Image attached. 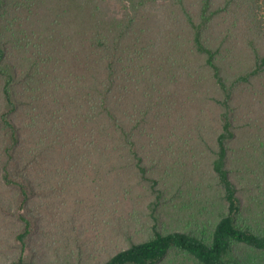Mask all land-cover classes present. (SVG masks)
<instances>
[{"label":"trees","instance_id":"obj_1","mask_svg":"<svg viewBox=\"0 0 264 264\" xmlns=\"http://www.w3.org/2000/svg\"><path fill=\"white\" fill-rule=\"evenodd\" d=\"M0 264H264V0H0Z\"/></svg>","mask_w":264,"mask_h":264},{"label":"rangeland","instance_id":"obj_2","mask_svg":"<svg viewBox=\"0 0 264 264\" xmlns=\"http://www.w3.org/2000/svg\"><path fill=\"white\" fill-rule=\"evenodd\" d=\"M33 199L35 201L38 200L37 196H34ZM57 198H52V196H49L47 200H43V201H47L50 202L51 200H54ZM39 202H42L41 199L38 200ZM206 200L204 198L201 199H194V201L190 202V206L193 207H200L204 204ZM215 201H217L216 199H212V206L207 210V212L212 211L215 208ZM51 206L52 209H55L58 204L57 202H53ZM44 220H47V216L45 214L42 215ZM44 224H53V223H44ZM57 231L55 230L53 225H48L47 228L42 231L40 233V231H36L35 233L31 234L30 237V244H28V248H27V253H31L34 256L40 257L38 259L42 260V261H47V260H43L41 257H46L49 253L53 252L56 253V250H59V254H61L60 249H57L56 245L51 243L52 238H57ZM57 244V243H56ZM3 246V244H1V247Z\"/></svg>","mask_w":264,"mask_h":264}]
</instances>
